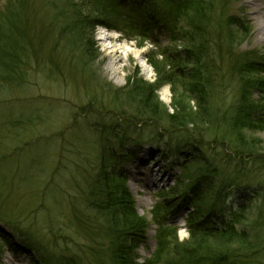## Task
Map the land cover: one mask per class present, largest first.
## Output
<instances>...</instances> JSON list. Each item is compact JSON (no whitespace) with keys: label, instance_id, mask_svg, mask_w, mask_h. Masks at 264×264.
Returning a JSON list of instances; mask_svg holds the SVG:
<instances>
[{"label":"trees","instance_id":"16d2710c","mask_svg":"<svg viewBox=\"0 0 264 264\" xmlns=\"http://www.w3.org/2000/svg\"><path fill=\"white\" fill-rule=\"evenodd\" d=\"M79 1L83 5L79 4L80 7L86 9L89 15H94L96 20L91 22L85 19L72 7L74 21L70 32L82 35L85 30L90 32L89 27L92 28L95 23L119 29L116 24L122 22V14L132 11L137 18L132 31L140 32L137 34L139 36L147 37L142 32L155 27V24L161 25L173 40L177 39L175 35L185 33L186 45H182L179 52L184 51L181 54L183 56L192 52V86L188 85L186 88L189 94L194 93L193 97L188 98V102L191 101L193 105L185 106L174 86L181 79V72H176L179 71L178 62L182 61V56L177 54L174 59L173 55L165 52L161 53V61L150 58L149 62L157 74V83L171 84V104L166 106L151 98L153 96L157 99L153 95L157 90V83L149 84L132 77L127 79L124 97L129 103L134 102L137 109H142L150 119L165 120L169 127L178 129L193 126L206 128L207 132L214 131L223 139L219 137L213 140L209 148L202 149L199 145L205 143V137L194 133L190 153L182 148L176 149L179 173L175 176L174 185L159 195L161 200L151 210L152 220L158 227L157 249L143 264H244L248 260L253 264H264V181H259L258 193L253 196V204L246 211L244 208L235 213L220 211L227 183L241 177L245 170L252 172L256 169L257 172L259 162L264 164V143L259 139L264 132V85L260 86V100L251 99L247 93V89L256 87L258 82L247 75L252 71L260 74L259 69L264 71V68L257 64L259 68L248 66L246 71L235 72L239 57L228 55L226 46H233V31H237L233 26H240V23L227 13L228 0ZM13 2L14 11L8 8L3 14L0 11V80L12 84L16 82L20 63L27 65L22 80L33 69V60L38 56L41 38V35H36L41 29L40 20H35L36 25H26L24 22L22 14L23 10H27L26 1ZM60 11L55 13L52 21L66 19ZM45 25V28L51 29L48 24ZM184 30L186 32H182ZM247 33L239 32V39L244 38ZM90 37L91 35L84 45L92 47L89 44ZM210 56H216L217 61L221 60L225 64L229 61L230 72L221 73L214 69ZM88 58L94 59L93 55H88ZM166 67L168 70H165ZM212 75L215 79L210 81ZM236 76L241 79L242 84L236 86L238 90L232 91ZM15 84L20 86L19 82ZM225 90L231 91L228 100L225 98ZM114 92L122 91L116 89ZM21 117L23 122L32 123V117L28 120H24L23 114ZM17 121L9 122V125ZM107 127L110 128L112 138H107V131L97 133L98 166L92 181L93 189L99 191V194H94L99 204L91 206L94 218L99 223L87 218H77L74 222L75 231L80 232L84 225L106 229L103 233L106 248L100 246L98 251L97 247L89 246L90 254L98 252L97 257L92 258L94 263L137 264L136 248L143 239L146 221L137 216L134 201L125 185V177L114 167L116 163L133 155L136 147L129 141L126 142L125 136L116 135L112 126L107 124ZM244 131L248 135L246 138L242 136L245 135ZM228 134H235V137L225 140L224 137ZM231 155H234L238 166L225 162ZM247 158L248 163H254L251 166L253 169L246 167L244 161ZM258 175L263 177L261 172ZM99 195L106 198L105 204L101 202ZM180 199L194 207L186 214L188 238L182 242L177 240L173 228L162 227L167 223L165 216L169 208L179 204ZM223 213L226 215L222 218ZM11 224L12 231L20 237L18 246L30 253L32 264H73L70 249L58 246L55 241L52 245L44 246L38 241L36 244L30 239L35 235L29 229ZM55 226L58 228L59 223ZM3 234L7 245L14 246L13 243H17L12 235L5 232ZM59 236L65 238V235L56 232V238ZM104 251L105 257L101 255Z\"/></svg>","mask_w":264,"mask_h":264},{"label":"rangeland","instance_id":"374dc122","mask_svg":"<svg viewBox=\"0 0 264 264\" xmlns=\"http://www.w3.org/2000/svg\"><path fill=\"white\" fill-rule=\"evenodd\" d=\"M23 1L27 3V10H23L22 14L26 25H36L35 20L38 22L42 19L39 23L45 28L44 21L59 10L66 19H62L58 25L45 22L51 29L46 27L42 32H37L36 35L41 34V38L38 56L33 60L35 66L22 80L27 65L19 64L15 82L20 83L19 87L15 83L0 80V252L4 249L3 233L9 230V222L29 229L35 235L34 238L47 245L54 244L51 235H48V239L43 238L50 228H54V231L65 235V238H55V242L58 246L70 249L73 264H97L92 258L97 257L98 252L90 254V247H97L98 251L100 246L106 248L103 239L106 229L84 225L80 232H76L74 226L77 218L99 223L94 218L93 209L92 214L89 211L90 206L99 204L94 195L99 194V191L94 190L92 185L99 154L95 130H105V124L109 122L115 124L116 128H124L128 124L133 130L136 126L133 122L142 119V128L146 127L147 136L166 139L167 135L176 131V128L171 130L165 120L150 119L142 109H137L134 102L129 103L124 93L128 77L149 84L156 82L157 74L147 59H157L160 53L157 50L165 48L171 51L177 42L167 44L158 35L157 44L154 45L149 41L142 42L139 38L127 37L125 31L106 40L104 37L108 34L100 31L103 30L101 26L94 27L93 31L89 27L90 32L85 30L81 35L79 32H70L74 21L72 7L85 19L91 22L96 19L80 7L83 5L79 0ZM229 7V12L237 14V20L242 23L233 27L237 31H233L235 39H231V42L238 47L233 58L243 51L257 50L259 52H255V58L264 62V0H231ZM6 8L14 11L13 0H0L1 14L6 12ZM245 16L249 24L244 20ZM100 32L103 33L101 38ZM239 32L250 33L239 39ZM89 35L92 47L84 45ZM185 40L186 37H182L180 41L185 43ZM108 45H115L118 52L124 55L122 61L116 62L115 73L106 69L108 57L104 48ZM125 48L130 51L128 56ZM88 55H93L94 59H89ZM222 63L219 60L216 64L220 66ZM181 65L186 66V63ZM192 74L190 69L188 73L182 71L181 79L174 83L176 94L181 96L185 106L193 105L191 101L188 102V98L193 97L194 93L189 94L185 87L192 86ZM247 76L264 85V73H249ZM240 80L239 77L235 78L232 91L239 89L236 86L242 84ZM170 87L171 84H168L155 91L153 95L157 99L151 96L152 93L149 95L154 101L169 106L172 101ZM116 89L122 92H114ZM247 90L251 92V88ZM230 92L224 91L227 100ZM7 102L14 104H5ZM22 114L24 120L32 115V123L23 122ZM13 121L17 122L9 125ZM191 128L192 132L205 137V143H201L202 149L209 148L213 140L222 139L214 131L207 132L206 128ZM188 130L184 132L187 134ZM132 132L129 134L135 135L134 130ZM244 134L242 136L246 138V131ZM234 137L235 134H228L224 139ZM259 139L264 143V132ZM26 141H30L29 145L25 144ZM154 141L144 143L139 156L135 155L134 160L124 163L128 178L126 184L134 196L136 214L147 218H144L147 224L145 239L137 250L138 262L147 259L154 249L151 206L156 201V192L170 184L174 173V170H165V163L152 145ZM246 164L252 166L248 162ZM261 174L264 176V170ZM99 198L106 203L104 196L99 195ZM58 223L57 228L55 225ZM180 229L178 240L186 237V232ZM101 255L105 257V251ZM28 260V255L5 249L0 264H29ZM251 262L248 260L244 264H253Z\"/></svg>","mask_w":264,"mask_h":264},{"label":"bare ground","instance_id":"6f19581e","mask_svg":"<svg viewBox=\"0 0 264 264\" xmlns=\"http://www.w3.org/2000/svg\"><path fill=\"white\" fill-rule=\"evenodd\" d=\"M103 39V38H102ZM101 39V40H102ZM106 39V38H105ZM106 47V46H105ZM104 50L106 51V55L108 57V65H107V70H111L112 73L117 72V68L115 67L116 62L118 61H122L124 58V55H122V53L118 52V49L116 48L115 45H108V47L104 48ZM201 51V50H200ZM125 53L128 56V54L130 53L128 48H125ZM225 162L227 163H232V165H237L236 163V159L234 157V155H231L230 157H228ZM237 162H239V160H237ZM245 162H248V158L245 159ZM238 166V165H237ZM240 166V165H239Z\"/></svg>","mask_w":264,"mask_h":264}]
</instances>
